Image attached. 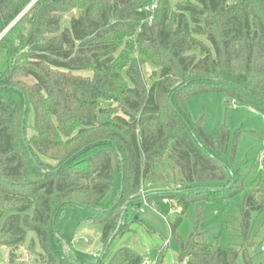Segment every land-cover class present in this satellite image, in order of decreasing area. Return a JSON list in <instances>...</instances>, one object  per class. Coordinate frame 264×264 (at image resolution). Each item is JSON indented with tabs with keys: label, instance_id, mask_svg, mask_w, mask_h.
<instances>
[{
	"label": "trees",
	"instance_id": "obj_1",
	"mask_svg": "<svg viewBox=\"0 0 264 264\" xmlns=\"http://www.w3.org/2000/svg\"><path fill=\"white\" fill-rule=\"evenodd\" d=\"M154 2L0 0V38L22 16L0 40L8 59L0 75V216L10 214L9 245L33 233L44 264H79L57 230L67 206L96 212L99 264H145L128 248L106 260L115 238L130 232L125 218L143 206L144 188L155 210L169 202L183 215L195 205L199 224L207 205L228 207L244 193L231 217L241 248L207 242L200 225L183 239L179 218L171 226L178 264H238L252 217L264 211V181L247 189L250 172L230 165L235 149L226 162L229 132L214 137L187 106L194 96L222 94L264 116V0L174 8L160 0L148 23ZM145 65L154 69L150 84ZM167 164L187 187L147 190L164 183Z\"/></svg>",
	"mask_w": 264,
	"mask_h": 264
},
{
	"label": "rangeland",
	"instance_id": "obj_2",
	"mask_svg": "<svg viewBox=\"0 0 264 264\" xmlns=\"http://www.w3.org/2000/svg\"><path fill=\"white\" fill-rule=\"evenodd\" d=\"M169 1L173 8L178 4L193 2V0ZM70 18L71 15L64 17L63 28L68 25ZM7 68L6 51L0 48V75ZM153 70L150 65L143 67L149 84L152 81ZM226 99L222 94L197 95L189 100L187 106L192 120L198 122L204 119L206 131L214 137H220L224 129L229 132L230 146L226 162H230L231 153L235 149L234 160L230 165L250 172L247 189H251L260 180L264 181V116L233 100L226 103ZM33 123L31 111L27 118L29 134L32 133ZM161 171L166 179L164 183H159L153 188L156 191H168L178 185L187 187L181 182L178 171L172 165H165ZM243 201L244 193L231 201L228 207L224 204L207 205L200 224L199 212L195 205H191L183 215L174 211L171 204L168 207L162 205L159 210H154L150 206H142L141 209L131 208L125 218L130 232L115 238L106 260L117 251L128 248L142 256L145 264H178V245L172 239L171 226L179 218L178 232L183 239H188L195 227L200 225V230L206 232L207 242L241 248V239L235 237L238 234L236 231L238 223L231 217L240 214ZM138 212L139 217L136 219ZM28 214L32 215V210ZM95 216L96 212L92 210L80 206H67L58 217L57 230L65 242V249L69 257L79 264H99L104 255V246L101 242L103 227L102 224L93 221L92 218ZM9 217L8 213L0 216V264H44L39 256L42 252L33 233H28L23 244L9 245V240L7 241L3 234ZM232 227L234 228L231 229ZM166 240L170 241L169 247L165 246ZM251 242H254V245H250ZM243 248L245 251L238 264H264V211L253 215L251 232ZM29 250H34L35 253L32 254ZM94 254L98 255V258H94Z\"/></svg>",
	"mask_w": 264,
	"mask_h": 264
},
{
	"label": "built area",
	"instance_id": "obj_3",
	"mask_svg": "<svg viewBox=\"0 0 264 264\" xmlns=\"http://www.w3.org/2000/svg\"><path fill=\"white\" fill-rule=\"evenodd\" d=\"M159 2H160V0H155V2L151 5V6H149V7H147L146 8V12H148L150 15H149V18H148V20H147V22L148 23H152L153 22V20H154V14H155V12H156V10L158 9V4H159ZM180 188V186H178V189ZM146 190H145V188L142 190V192H141V196H142V198H143V206H149L148 205V203H147V201H146V199H145V195H146ZM165 203H167V202H165ZM142 208V207H141ZM152 208V207H151ZM154 210H155V208H153ZM170 245V241L169 240H167L166 242H165V246L166 247H168ZM93 257L94 258H98V255H93Z\"/></svg>",
	"mask_w": 264,
	"mask_h": 264
},
{
	"label": "water",
	"instance_id": "obj_4",
	"mask_svg": "<svg viewBox=\"0 0 264 264\" xmlns=\"http://www.w3.org/2000/svg\"><path fill=\"white\" fill-rule=\"evenodd\" d=\"M30 7H31V6H30ZM30 7H29V8H30ZM29 8H28V9H29ZM25 12H26V11H25ZM21 17H22V16H21ZM21 17H20V18H21ZM20 18H19V19H20ZM19 19H18V20H19ZM18 20H17V21H18ZM17 21H16V22H15V23H14V24H13L8 30H7L2 36H1L0 40L5 36V34H7V32H9L10 29L13 28V26L17 23ZM226 102H227V103L229 102V99H228V98L226 99ZM103 111H104V110H103ZM145 199H146V198H145ZM127 209H128V208L126 207V208H125V212L127 211ZM137 209H141V204H138V205H137ZM138 217H139V212L136 214V219H138Z\"/></svg>",
	"mask_w": 264,
	"mask_h": 264
},
{
	"label": "crops",
	"instance_id": "obj_5",
	"mask_svg": "<svg viewBox=\"0 0 264 264\" xmlns=\"http://www.w3.org/2000/svg\"><path fill=\"white\" fill-rule=\"evenodd\" d=\"M229 102H230V100H229ZM229 102H228V103H229ZM226 103H227V102H226ZM252 110H253V109H252ZM253 111H254V110H253ZM156 186H157V185H156ZM154 187H155V186L150 187V188H149L150 191H152V192H157L155 189H153ZM154 190H155V191H154ZM162 205L168 207V206L170 205V203L167 202V203H163ZM162 205H161V206H162ZM161 206H160V207H161ZM160 207H159V208H160ZM168 247H169V246H168Z\"/></svg>",
	"mask_w": 264,
	"mask_h": 264
}]
</instances>
